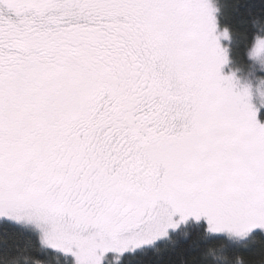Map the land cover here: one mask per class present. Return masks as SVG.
I'll list each match as a JSON object with an SVG mask.
<instances>
[{
    "label": "snow or ice",
    "instance_id": "1",
    "mask_svg": "<svg viewBox=\"0 0 264 264\" xmlns=\"http://www.w3.org/2000/svg\"><path fill=\"white\" fill-rule=\"evenodd\" d=\"M218 12L0 0V260L21 237L5 225L63 264H131L190 224L264 258V105L223 74Z\"/></svg>",
    "mask_w": 264,
    "mask_h": 264
},
{
    "label": "trees",
    "instance_id": "2",
    "mask_svg": "<svg viewBox=\"0 0 264 264\" xmlns=\"http://www.w3.org/2000/svg\"><path fill=\"white\" fill-rule=\"evenodd\" d=\"M219 12V25L230 33L229 72H237L248 84L264 79V66L251 56L255 38H264V0H213ZM10 232L20 233L13 243V251L0 260V264H63L61 258L44 251L39 237L26 228L10 225ZM203 225H188L156 243L145 252L137 251L131 264H247V258L238 252L239 242L231 237L223 239L204 238ZM200 237V239H198ZM248 243H251L249 241ZM18 249V251H17ZM196 257V260H193ZM113 264H120L113 260ZM257 264H264L260 258Z\"/></svg>",
    "mask_w": 264,
    "mask_h": 264
},
{
    "label": "rangeland",
    "instance_id": "3",
    "mask_svg": "<svg viewBox=\"0 0 264 264\" xmlns=\"http://www.w3.org/2000/svg\"><path fill=\"white\" fill-rule=\"evenodd\" d=\"M228 41H224V43L226 44V43H228ZM255 59H256L258 64H263V66H264V53H262L259 56L255 57ZM229 65L230 64H228L227 66L224 67L223 74L227 75V74L231 73V72L228 71ZM234 73L236 74L237 79L240 81L241 84L248 85V86L251 87V89L253 91V99H254L255 103L258 104V105H264V79H260L255 84H248V83H246L244 81V78H243L242 75H240L237 72H234ZM20 227L26 228L25 226H20ZM116 261H118V260H116Z\"/></svg>",
    "mask_w": 264,
    "mask_h": 264
}]
</instances>
